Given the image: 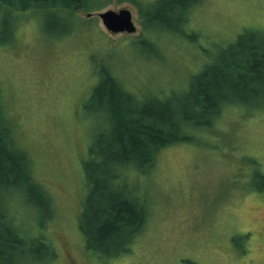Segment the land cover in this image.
Listing matches in <instances>:
<instances>
[{"label":"rangeland","instance_id":"374dc122","mask_svg":"<svg viewBox=\"0 0 264 264\" xmlns=\"http://www.w3.org/2000/svg\"><path fill=\"white\" fill-rule=\"evenodd\" d=\"M198 4L187 26L178 22L145 33L155 49L149 53L139 43L132 46L144 30L139 11L124 0H111L92 13L129 9L136 28L131 35L110 34L96 15L83 14L88 24L82 33L50 40L42 31L48 17L28 16L18 23L14 44L0 45L2 101L17 121L21 147L31 149L37 181L50 191L59 211L46 231L57 257L51 264H264V107L255 104L222 114L205 138L163 151L160 171L139 177L151 218L130 253L101 260L85 247L78 228L81 164L93 130L82 105L100 66L134 84L130 89L155 78V86L144 83L142 88L180 93L243 32L264 30V0ZM259 103H264V92ZM50 210L51 205L42 206L38 215L45 217ZM36 253L46 257L45 248Z\"/></svg>","mask_w":264,"mask_h":264},{"label":"trees","instance_id":"16d2710c","mask_svg":"<svg viewBox=\"0 0 264 264\" xmlns=\"http://www.w3.org/2000/svg\"><path fill=\"white\" fill-rule=\"evenodd\" d=\"M124 1L139 11L144 31L132 46L141 44L144 53L155 50L153 42L143 37L145 33L170 28L178 22L187 26L192 17L189 15L195 14L194 7L200 2ZM110 3L111 0H0V45L14 44L17 25L28 16L38 20L48 17L42 28L47 39L80 34L88 24L82 15ZM182 36L187 40L196 38ZM239 36L235 46L229 44L204 64L180 93L145 91L142 85L155 86V78H147L143 84L138 83L137 89H130L132 86L110 68L100 66L96 83L82 105L83 115L93 122V130L81 164L84 196L77 218L85 247L99 259L130 253L131 246L147 231L151 214L145 185L139 183V177L160 171L157 162L163 151L192 143L200 136L205 138L221 115L237 106L264 107L259 103L264 92V30L256 34L245 31ZM16 123L0 95V264H51L57 257L46 231L58 219L59 211L50 191L37 181L38 169L29 155L31 149L26 148L28 153L21 147ZM46 205H51L50 213L39 216L38 209ZM33 216L34 225L29 221ZM42 248L46 257L39 258L36 252Z\"/></svg>","mask_w":264,"mask_h":264},{"label":"water","instance_id":"95a60500","mask_svg":"<svg viewBox=\"0 0 264 264\" xmlns=\"http://www.w3.org/2000/svg\"><path fill=\"white\" fill-rule=\"evenodd\" d=\"M96 15L105 30L111 34H133L136 30L131 12L127 8L108 9L98 12Z\"/></svg>","mask_w":264,"mask_h":264}]
</instances>
